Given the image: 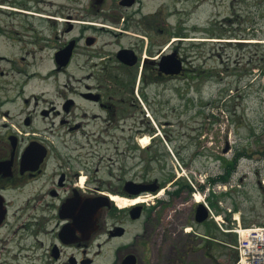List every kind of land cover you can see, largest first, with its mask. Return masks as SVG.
I'll list each match as a JSON object with an SVG mask.
<instances>
[{"label":"flooded vegetation","instance_id":"af4514ba","mask_svg":"<svg viewBox=\"0 0 264 264\" xmlns=\"http://www.w3.org/2000/svg\"><path fill=\"white\" fill-rule=\"evenodd\" d=\"M3 2L56 29L51 44L0 54L12 63L0 69V264H148L136 223L148 208L142 197L164 187L127 155L153 132L154 92L185 78L193 63L185 48H251V37L264 36V0ZM171 54L179 74L167 71ZM31 82L39 87L28 92ZM110 149L119 165L106 171ZM138 183L158 187L134 193ZM185 231L189 250L171 248L176 264L202 251L213 263L212 245L197 248Z\"/></svg>","mask_w":264,"mask_h":264},{"label":"rangeland","instance_id":"374dc122","mask_svg":"<svg viewBox=\"0 0 264 264\" xmlns=\"http://www.w3.org/2000/svg\"><path fill=\"white\" fill-rule=\"evenodd\" d=\"M15 7L0 0L2 56L19 48H35L42 38L52 43L56 26L20 15ZM203 38L207 46L215 43ZM250 39L251 48H185L193 61L185 78L171 80L169 89L154 92L148 117L153 132L140 136L138 149L127 155L129 167L137 165L134 169L140 174L149 167L150 178H158L164 187L157 195L142 197L148 208L136 223L139 254L148 264H176L171 248L188 249L191 234L186 229L196 237L197 248L210 252L212 245L216 259L211 263L203 251L189 252L185 264H233L237 234L231 229L238 222L264 226V156L256 153L264 145V36ZM10 64L0 59L1 70ZM38 87L31 82L26 88L30 92ZM145 136L147 145L141 142ZM124 149L125 143L119 150ZM103 150L99 149L102 155ZM114 151L105 150L107 159L101 166L106 171L119 165L108 161ZM241 152L248 155L240 159L229 182L208 183ZM183 184L192 188L181 189ZM173 190H178L176 198L170 195ZM199 202L210 208L211 217L204 223L195 221L193 207Z\"/></svg>","mask_w":264,"mask_h":264},{"label":"built area","instance_id":"2783aa9c","mask_svg":"<svg viewBox=\"0 0 264 264\" xmlns=\"http://www.w3.org/2000/svg\"><path fill=\"white\" fill-rule=\"evenodd\" d=\"M239 235V258L236 264H264V227L234 229Z\"/></svg>","mask_w":264,"mask_h":264},{"label":"water","instance_id":"95a60500","mask_svg":"<svg viewBox=\"0 0 264 264\" xmlns=\"http://www.w3.org/2000/svg\"><path fill=\"white\" fill-rule=\"evenodd\" d=\"M183 69H184L183 63H182L181 59H178L175 54H171L170 59L167 63V71L170 74L174 75V74L181 73ZM155 182H157V181H155ZM136 187H138V188L133 190L134 193H138V192H141V191L146 190V189L156 190L158 186L153 187L152 185L148 186V185H145L144 183H138L136 185ZM134 211H136L134 217L135 218L140 217L141 211H142V206L135 207ZM209 217L210 216H209L208 208L202 203L198 204L196 216H195L196 221L199 223H202L206 219H208Z\"/></svg>","mask_w":264,"mask_h":264},{"label":"trees","instance_id":"16d2710c","mask_svg":"<svg viewBox=\"0 0 264 264\" xmlns=\"http://www.w3.org/2000/svg\"><path fill=\"white\" fill-rule=\"evenodd\" d=\"M196 75V72H195ZM257 154L261 155V157L264 156V145L261 147V149H258V151L256 152ZM246 154V152H241V153H237L234 155V157L229 161H227V165L224 168V172H222L221 174H219V176H210L207 180L209 184H216L218 182L221 183H226L229 182L230 176L232 175L233 171L236 170L237 165L240 161V159L242 157H244ZM189 188L191 189L192 187H190V185L188 184H183V186L181 187V189H186ZM201 189H204V186H201Z\"/></svg>","mask_w":264,"mask_h":264},{"label":"bare ground","instance_id":"6f19581e","mask_svg":"<svg viewBox=\"0 0 264 264\" xmlns=\"http://www.w3.org/2000/svg\"><path fill=\"white\" fill-rule=\"evenodd\" d=\"M143 145H147L149 142V138L148 137H144L143 140L141 141ZM199 198V196H198ZM197 198V199H198ZM115 200L120 204V205H129L130 202H128L127 200H123L119 197H115ZM199 200V199H198Z\"/></svg>","mask_w":264,"mask_h":264}]
</instances>
